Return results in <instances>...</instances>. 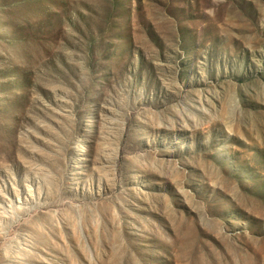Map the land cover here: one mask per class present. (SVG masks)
Masks as SVG:
<instances>
[{
  "label": "rangeland",
  "instance_id": "obj_1",
  "mask_svg": "<svg viewBox=\"0 0 264 264\" xmlns=\"http://www.w3.org/2000/svg\"><path fill=\"white\" fill-rule=\"evenodd\" d=\"M0 264H264V0H0Z\"/></svg>",
  "mask_w": 264,
  "mask_h": 264
}]
</instances>
